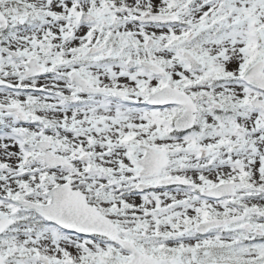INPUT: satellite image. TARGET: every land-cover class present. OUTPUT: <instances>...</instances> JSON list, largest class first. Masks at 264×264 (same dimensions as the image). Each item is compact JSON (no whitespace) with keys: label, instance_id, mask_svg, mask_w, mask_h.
I'll return each instance as SVG.
<instances>
[{"label":"snow or ice","instance_id":"snow-or-ice-1","mask_svg":"<svg viewBox=\"0 0 264 264\" xmlns=\"http://www.w3.org/2000/svg\"><path fill=\"white\" fill-rule=\"evenodd\" d=\"M0 264H264V0H0Z\"/></svg>","mask_w":264,"mask_h":264}]
</instances>
